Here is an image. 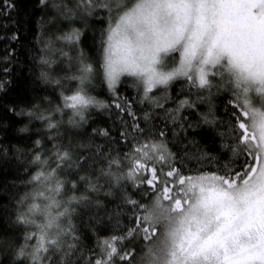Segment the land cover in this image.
<instances>
[{
  "label": "snow or ice",
  "instance_id": "obj_1",
  "mask_svg": "<svg viewBox=\"0 0 264 264\" xmlns=\"http://www.w3.org/2000/svg\"><path fill=\"white\" fill-rule=\"evenodd\" d=\"M0 14L45 86L0 103L26 137L0 144V168L18 169L0 184V264H264V0H3Z\"/></svg>",
  "mask_w": 264,
  "mask_h": 264
},
{
  "label": "trees",
  "instance_id": "obj_2",
  "mask_svg": "<svg viewBox=\"0 0 264 264\" xmlns=\"http://www.w3.org/2000/svg\"><path fill=\"white\" fill-rule=\"evenodd\" d=\"M36 0H17V3L20 4L22 7L31 9ZM3 8V0H0V9ZM15 17L17 14L13 12L11 14ZM40 12H35L34 16H39ZM100 16L99 13L96 14V17L90 19V23H94L95 19ZM6 21V17L3 14H0V25H3ZM9 27L7 29L0 27V58L5 55V47L9 46L11 48H16L17 53L16 55L12 56L11 59L13 61L11 65V84L6 86L5 91H0V103L2 102H12L13 100L17 101L18 103H23L28 97L33 94V89H43L45 86L42 84L34 83L35 76L33 73H36L37 70L34 66V62L32 60L31 52L29 51L28 47L24 46V41L21 40L18 43H11L9 40L5 39L7 33L12 32L14 29L10 26L11 21L8 20ZM98 27V25H97ZM35 29L34 23H26L25 25L21 26V33L28 37L29 40H32V31ZM92 32L89 31L85 37V47L91 43ZM34 43V41H33ZM89 51L93 54L95 53L94 48H89ZM175 59V57H173ZM9 65L2 63L0 61V68L8 67ZM30 68L32 71H30ZM60 69H58L59 71ZM0 79H4L3 73L0 72ZM183 81H174L172 85L169 86V91L173 96H176L178 92L181 90V83ZM118 90L123 96H127L130 99L135 100V90L131 87L130 80H124L118 85ZM164 88L162 86L159 87V91L153 90V95H162L164 93ZM186 92V89H185ZM38 94L41 95H50L49 91L39 92ZM96 94L100 95L104 99L110 98V93L107 92L106 88H97ZM223 100H227L228 96L226 93H221ZM218 104L220 105V110L223 111V105L220 100H218ZM172 106V105H169ZM137 108H142V105L137 104ZM100 110H94L91 114L94 119L97 117V112ZM103 113H101V117H103ZM21 122L19 117L10 116L4 114L3 110L0 109V125H12L8 128L7 137L0 138V144L7 143L8 140H11L13 144L18 143L17 136L21 138L24 137V134H17L15 133V127L19 126ZM97 123H103L102 119H97ZM18 169L11 166V161L8 165H4L3 168H0V184H2L5 180L12 181L17 179L16 173ZM19 179H24L23 176H20ZM95 237H92V241L94 243Z\"/></svg>",
  "mask_w": 264,
  "mask_h": 264
},
{
  "label": "rangeland",
  "instance_id": "obj_3",
  "mask_svg": "<svg viewBox=\"0 0 264 264\" xmlns=\"http://www.w3.org/2000/svg\"><path fill=\"white\" fill-rule=\"evenodd\" d=\"M178 58V56L177 57H175V59H177ZM172 59H174V58H172Z\"/></svg>",
  "mask_w": 264,
  "mask_h": 264
}]
</instances>
